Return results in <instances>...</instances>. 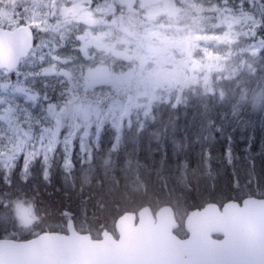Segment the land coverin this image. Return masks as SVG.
<instances>
[{
    "label": "clouds",
    "instance_id": "obj_1",
    "mask_svg": "<svg viewBox=\"0 0 264 264\" xmlns=\"http://www.w3.org/2000/svg\"><path fill=\"white\" fill-rule=\"evenodd\" d=\"M73 3L91 11L98 23L65 22L61 10ZM172 3L176 17L149 18L144 0H109L107 5L41 0L35 18L39 26L30 28L32 52L12 67L0 66V191L15 190L13 176L24 182L38 156L46 163L50 157L67 159L73 151L83 157L79 174L87 173L90 182L95 179L109 191L181 178V162L168 164L163 152L165 131L199 97L201 85L182 84L190 74L178 52L175 79L156 76L150 49L161 47L165 37L222 31L214 26L224 4ZM17 6L31 9L32 3L17 0ZM97 7L110 11L103 15ZM226 10L253 17L243 30L236 28L238 37L231 46L221 45L224 62L241 70L229 81V114L237 123L245 116L264 121V41L257 40L264 37V0H233ZM150 33L159 38H149ZM213 87H220L215 75ZM232 105L239 110L232 113ZM203 121L211 124L213 118L205 115Z\"/></svg>",
    "mask_w": 264,
    "mask_h": 264
},
{
    "label": "trees",
    "instance_id": "obj_2",
    "mask_svg": "<svg viewBox=\"0 0 264 264\" xmlns=\"http://www.w3.org/2000/svg\"><path fill=\"white\" fill-rule=\"evenodd\" d=\"M257 40L264 41V37ZM214 75L207 87L197 80L199 97L182 108L165 131L163 152L168 164L181 162L178 181L170 178L164 183L150 181L147 188L139 184L132 190L109 191L95 179L90 182L87 173L79 174L83 157L78 151L69 154V166L63 156L50 157L45 163L41 155L24 174V182L11 177L14 191H0V237L11 229L19 239L43 230L65 231L63 224L72 220L76 228L86 225L97 238L103 229L113 230L121 213L144 205L155 211L164 204L176 211L178 233L184 232V215L206 202L264 197V121L245 116L237 123L227 107L230 88L226 77L215 75L220 87L214 88ZM238 110L239 105H232V113ZM209 114L213 122L206 124L203 117Z\"/></svg>",
    "mask_w": 264,
    "mask_h": 264
},
{
    "label": "water",
    "instance_id": "obj_3",
    "mask_svg": "<svg viewBox=\"0 0 264 264\" xmlns=\"http://www.w3.org/2000/svg\"><path fill=\"white\" fill-rule=\"evenodd\" d=\"M155 18V14H146ZM28 24L0 26V66L12 67L33 48ZM184 236L169 204L115 218L113 231L93 238L72 220L65 231L27 239L0 237V264H264V197L206 202L183 217Z\"/></svg>",
    "mask_w": 264,
    "mask_h": 264
},
{
    "label": "rangeland",
    "instance_id": "obj_4",
    "mask_svg": "<svg viewBox=\"0 0 264 264\" xmlns=\"http://www.w3.org/2000/svg\"><path fill=\"white\" fill-rule=\"evenodd\" d=\"M233 0H222L224 7L220 9L219 23L214 28H222V31H210L199 34L193 37L192 35H183L175 37L163 38L162 46L159 48L150 49V63L152 64L151 71L158 77L164 79H175L174 73L176 71L173 61L175 60V53L183 55L182 63L187 67L189 76L184 77L182 84H195L199 79L202 84L207 87L210 83L211 74L215 72L217 77L219 74L225 73L228 82L240 75L241 70L232 67V63L226 64L225 57L221 53V45L230 46L238 37L236 28L244 29L246 25L253 19L250 14L244 13L241 15H234L231 11L226 10L227 5ZM31 9H21L17 6V0H0V26L13 28L20 24H28L30 27L39 26V21L35 19L40 15L41 0H31ZM89 3L97 5H107L109 0H89ZM146 7L145 14H155L157 16L166 15L168 17H176L177 9L173 6L172 0H144ZM97 11L103 15L110 11L107 7H97ZM65 22L78 21L85 25H95L98 23V18L93 15L91 11L83 8L78 3H73L71 7L63 8L61 10ZM159 34L150 33L151 36ZM195 41H202V43H195ZM252 43V42H251ZM33 48L28 54L32 52ZM259 51V49L254 50ZM172 65V67H170ZM228 66V67H227ZM202 74V75H198ZM208 157V154L207 156ZM231 152L230 147H227V159L230 162ZM67 164L69 166V155L67 157ZM47 163V162H46ZM208 164V161H207ZM184 167V166H183ZM66 223L63 224L65 229ZM79 231H88V227L78 226ZM179 235L182 231H177ZM2 237L19 238L18 233L13 229L2 234Z\"/></svg>",
    "mask_w": 264,
    "mask_h": 264
},
{
    "label": "flooded vegetation",
    "instance_id": "obj_5",
    "mask_svg": "<svg viewBox=\"0 0 264 264\" xmlns=\"http://www.w3.org/2000/svg\"><path fill=\"white\" fill-rule=\"evenodd\" d=\"M183 234H181V236H184L186 233L185 232H182Z\"/></svg>",
    "mask_w": 264,
    "mask_h": 264
}]
</instances>
